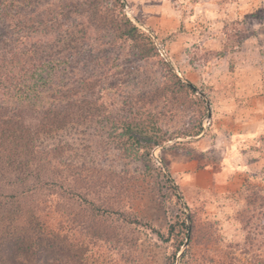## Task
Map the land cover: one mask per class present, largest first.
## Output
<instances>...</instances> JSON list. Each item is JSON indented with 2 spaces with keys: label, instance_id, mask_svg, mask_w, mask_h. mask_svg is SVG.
<instances>
[{
  "label": "rangeland",
  "instance_id": "obj_1",
  "mask_svg": "<svg viewBox=\"0 0 264 264\" xmlns=\"http://www.w3.org/2000/svg\"><path fill=\"white\" fill-rule=\"evenodd\" d=\"M47 1L36 18L57 25L37 40L86 34L60 82L100 105L80 127L42 137L43 148L69 146L63 159L94 186H66L87 203L58 187L26 199L67 236L66 264H264V0ZM95 6L125 16L150 43L87 19ZM137 123L170 140L150 150L135 140Z\"/></svg>",
  "mask_w": 264,
  "mask_h": 264
},
{
  "label": "trees",
  "instance_id": "obj_2",
  "mask_svg": "<svg viewBox=\"0 0 264 264\" xmlns=\"http://www.w3.org/2000/svg\"><path fill=\"white\" fill-rule=\"evenodd\" d=\"M115 2L121 5L120 0ZM42 3L43 0H0V264H66L71 251L67 236L51 228L35 208L26 206V199L41 189L58 187L68 197L87 203L84 192H77L66 184L78 180L83 184V191L94 186L80 174L81 166L63 159L70 151L66 143L43 148L42 137L80 127L89 116L99 113L100 105L98 99L76 98L78 93L60 82V77L68 76L65 67L73 57L82 55L86 34L80 32L76 36L77 32L72 33L68 28L61 30L63 34L54 44L39 42L36 35H48L57 25L48 16L36 18ZM95 7L94 11L84 12L87 19L96 17L100 20L98 24L108 30L117 27L120 37L132 40L141 37L150 43L149 37L125 16L118 19L106 8ZM63 9L57 15L66 22L71 14ZM92 27L96 29V25ZM46 44L51 49L46 50L43 46ZM174 78L179 91L193 92L191 84L185 85ZM77 82L80 89L86 79L80 78ZM44 93L48 94L46 98ZM141 124L137 123L141 134L135 140L141 138L150 150L170 140L163 134H150L154 129L157 132V127ZM131 130L125 128L127 134ZM190 133H181V137H197L201 128ZM175 223L182 226L183 237L189 236L184 220ZM183 241L177 245L176 252L180 251Z\"/></svg>",
  "mask_w": 264,
  "mask_h": 264
},
{
  "label": "water",
  "instance_id": "obj_3",
  "mask_svg": "<svg viewBox=\"0 0 264 264\" xmlns=\"http://www.w3.org/2000/svg\"><path fill=\"white\" fill-rule=\"evenodd\" d=\"M123 2H125V0H122ZM207 107H208V115L207 118H211V111L209 110V104L207 103Z\"/></svg>",
  "mask_w": 264,
  "mask_h": 264
},
{
  "label": "crops",
  "instance_id": "obj_4",
  "mask_svg": "<svg viewBox=\"0 0 264 264\" xmlns=\"http://www.w3.org/2000/svg\"><path fill=\"white\" fill-rule=\"evenodd\" d=\"M258 125H260L259 123H258ZM262 125V124H261Z\"/></svg>",
  "mask_w": 264,
  "mask_h": 264
}]
</instances>
